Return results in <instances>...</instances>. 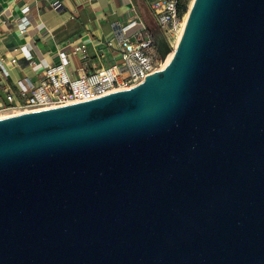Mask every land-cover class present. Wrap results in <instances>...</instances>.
<instances>
[{"label":"water","instance_id":"1","mask_svg":"<svg viewBox=\"0 0 264 264\" xmlns=\"http://www.w3.org/2000/svg\"><path fill=\"white\" fill-rule=\"evenodd\" d=\"M149 27L141 85L0 119V264H264V0Z\"/></svg>","mask_w":264,"mask_h":264},{"label":"built area","instance_id":"2","mask_svg":"<svg viewBox=\"0 0 264 264\" xmlns=\"http://www.w3.org/2000/svg\"><path fill=\"white\" fill-rule=\"evenodd\" d=\"M193 2L194 0L149 2L155 26L173 48L182 28L183 33L185 18ZM52 6L60 9L62 3L56 0L52 2ZM29 9V6L23 7V15L18 19L21 32H25L29 26ZM113 34L114 37L105 40L103 48L97 51V56L103 59L109 53L115 56L114 60L90 72H85L91 59L89 45L80 40L71 41L67 48L61 49L58 52L59 63L45 67L36 81L23 78L16 83L8 82L9 72L0 58V68L6 79L2 81L0 115L7 111L24 113L57 108L131 89L141 85L161 69L163 60L154 38L138 14L125 22L113 23ZM21 53L32 63L33 56L25 47L21 48ZM74 59L79 61L78 64H74ZM17 62L16 58L11 59L12 64ZM72 64L75 72L70 71Z\"/></svg>","mask_w":264,"mask_h":264},{"label":"crops","instance_id":"3","mask_svg":"<svg viewBox=\"0 0 264 264\" xmlns=\"http://www.w3.org/2000/svg\"><path fill=\"white\" fill-rule=\"evenodd\" d=\"M53 1L56 0H0V58L8 69V82L16 83L23 78L36 81L45 67L59 63L58 52L74 40L89 45L91 59L85 72H90L115 58L109 53L103 59L97 56L105 40L114 37L113 23L125 22L138 14L149 23L148 29L155 26L149 9L151 0H59L60 9L52 6ZM25 6L30 7L27 13L30 23L21 32L18 19ZM22 47L33 56L32 63L24 58ZM12 58L18 60L17 64L11 63ZM73 61L75 65L79 62ZM69 68L75 72L73 64ZM4 80L0 68V100Z\"/></svg>","mask_w":264,"mask_h":264},{"label":"bare ground","instance_id":"4","mask_svg":"<svg viewBox=\"0 0 264 264\" xmlns=\"http://www.w3.org/2000/svg\"><path fill=\"white\" fill-rule=\"evenodd\" d=\"M193 4V3H192ZM192 4H191V6H190V9H191V7H192ZM189 13H190V10H189V12L187 13V15H186V18H185V20H187V18H188V16H189ZM183 29V28H182ZM182 29L178 32V37H177V41L175 42V44H174V46H175V48L178 46V41H179V39H180V37H181V33H182ZM173 56V52H171L168 56H167V58L165 59V63L171 58ZM164 63V64H165ZM16 114H20V112L19 111H17V112H8V113H6V114H1L0 115V117L1 118H4V117H9V116H12V115H16Z\"/></svg>","mask_w":264,"mask_h":264},{"label":"rangeland","instance_id":"5","mask_svg":"<svg viewBox=\"0 0 264 264\" xmlns=\"http://www.w3.org/2000/svg\"><path fill=\"white\" fill-rule=\"evenodd\" d=\"M144 22H145V24H149L148 22H146V20H144ZM8 112H17V111H7V112H4L3 114H6V113H8Z\"/></svg>","mask_w":264,"mask_h":264},{"label":"trees","instance_id":"6","mask_svg":"<svg viewBox=\"0 0 264 264\" xmlns=\"http://www.w3.org/2000/svg\"><path fill=\"white\" fill-rule=\"evenodd\" d=\"M150 28V27H149Z\"/></svg>","mask_w":264,"mask_h":264}]
</instances>
